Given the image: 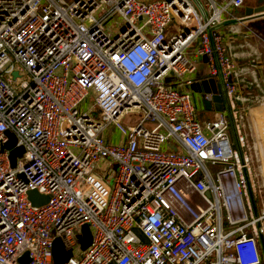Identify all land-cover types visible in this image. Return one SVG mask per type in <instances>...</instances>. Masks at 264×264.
<instances>
[{
    "label": "built area",
    "instance_id": "2783aa9c",
    "mask_svg": "<svg viewBox=\"0 0 264 264\" xmlns=\"http://www.w3.org/2000/svg\"><path fill=\"white\" fill-rule=\"evenodd\" d=\"M199 1L206 21L191 0H0V264H54L56 238L65 264H262L264 204L255 217L247 181L261 201L264 152L247 116L264 94L245 104L218 28L244 0ZM203 57L241 156L225 111L198 116ZM6 133L23 148L14 168ZM31 190L48 203L32 206Z\"/></svg>",
    "mask_w": 264,
    "mask_h": 264
},
{
    "label": "crops",
    "instance_id": "0c3cea01",
    "mask_svg": "<svg viewBox=\"0 0 264 264\" xmlns=\"http://www.w3.org/2000/svg\"><path fill=\"white\" fill-rule=\"evenodd\" d=\"M222 3L226 0H214ZM264 5V0H244V6L231 11L230 17H225L219 31L224 36L225 47L228 57L235 65V80L239 95L245 104L253 99H258L263 95L262 80L264 79V15L254 18L248 22H234L245 17V8H256ZM196 72L192 75L195 83H201L212 79L209 77L207 67L203 58L195 59ZM215 80V79H214ZM220 87L218 80H215ZM201 92L193 91L192 99L196 106L198 116L201 120H212L216 116L212 102L204 101L203 87ZM229 103L230 99L228 97ZM230 105V104H229ZM226 112V111H225ZM227 114V112H226ZM249 129L256 139L259 147V155L264 152V105L252 108L247 116ZM231 138L234 141L232 132ZM235 142V141H234ZM259 181L264 185V167L260 163L257 165ZM264 204V189L262 190V200L255 201L257 214L262 211Z\"/></svg>",
    "mask_w": 264,
    "mask_h": 264
},
{
    "label": "water",
    "instance_id": "95a60500",
    "mask_svg": "<svg viewBox=\"0 0 264 264\" xmlns=\"http://www.w3.org/2000/svg\"><path fill=\"white\" fill-rule=\"evenodd\" d=\"M196 8L199 10L200 14L203 17V20H207V14L206 11L202 5V3L199 0H191ZM245 17L242 20H236L234 22H248L251 21L254 18L260 17L264 15V5L259 6L256 8H245ZM222 25H219L218 28H220ZM203 61L206 62V57H203ZM17 73H14V76H16ZM219 85H217L216 81L214 79H208L201 83H193L191 86V89L193 91L201 92L200 87H203V93L204 94H210L212 96V104L214 111L216 113H222L224 111L227 112L231 132L235 141L236 149L239 152L241 156V150L239 147V142L237 138L235 123L231 115V109L229 105L228 96L226 93V89L224 86V83L221 78H219ZM6 136L9 138V141L5 143L2 147V150H10V165L12 168L15 167L16 159L21 157L23 154V148L22 147H15L16 139L15 137L10 134L6 133ZM173 150H176L175 147L171 146ZM248 191H249V197L251 206L253 208V214L255 217H257V209L254 201V197L249 185V182L247 181ZM209 196V195H208ZM27 198L31 202L32 206L34 207H40L48 203L49 196H45L43 194L38 193L35 190H31L27 193ZM264 223L263 224H257V233H258V247L259 252L262 258V264H264ZM78 245L80 251L84 252L91 244L92 241V235L89 227L87 225H84L80 229V235L78 236ZM52 256H53V263L54 264H65L68 259L72 257V251L66 250L64 248V245L62 241L59 238H56L52 245ZM19 264H28L29 263V256L28 253L23 254L18 259Z\"/></svg>",
    "mask_w": 264,
    "mask_h": 264
},
{
    "label": "rangeland",
    "instance_id": "374dc122",
    "mask_svg": "<svg viewBox=\"0 0 264 264\" xmlns=\"http://www.w3.org/2000/svg\"><path fill=\"white\" fill-rule=\"evenodd\" d=\"M68 3H70L72 0H66ZM115 24L118 26L119 25V21H114ZM119 27V26H118ZM224 37V36H223ZM165 83L170 84V83H174L175 86H178V84L180 83V81L177 80V78L175 77H166L164 80ZM88 108V104L87 102L83 103L82 105H80L79 110L80 112H85L87 111ZM232 147L236 150V145L235 142L232 140ZM119 142V137L117 135H114V139L112 141V143H118ZM109 160H106L105 162H103L99 168L98 171L103 173L105 176H108L109 174H111L112 172H114V174L112 175V177L115 175V173L117 172V165L115 163H112L111 167H109ZM76 236H79L78 234H76ZM76 239L78 240L79 238L76 237ZM75 252H77V249H75Z\"/></svg>",
    "mask_w": 264,
    "mask_h": 264
}]
</instances>
